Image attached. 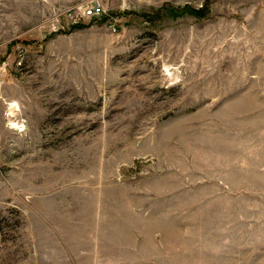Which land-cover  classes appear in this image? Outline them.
I'll return each mask as SVG.
<instances>
[{"label": "rangeland", "instance_id": "obj_1", "mask_svg": "<svg viewBox=\"0 0 264 264\" xmlns=\"http://www.w3.org/2000/svg\"><path fill=\"white\" fill-rule=\"evenodd\" d=\"M263 11L0 0V264H264Z\"/></svg>", "mask_w": 264, "mask_h": 264}, {"label": "built area", "instance_id": "obj_2", "mask_svg": "<svg viewBox=\"0 0 264 264\" xmlns=\"http://www.w3.org/2000/svg\"><path fill=\"white\" fill-rule=\"evenodd\" d=\"M98 12H99V8L98 7L97 8L93 7L91 9L87 10L85 12V15L87 17H91V16H95Z\"/></svg>", "mask_w": 264, "mask_h": 264}, {"label": "crops", "instance_id": "obj_3", "mask_svg": "<svg viewBox=\"0 0 264 264\" xmlns=\"http://www.w3.org/2000/svg\"><path fill=\"white\" fill-rule=\"evenodd\" d=\"M263 14H264V11H263ZM264 16V15H263ZM264 22V21H263ZM263 27H264V23H263Z\"/></svg>", "mask_w": 264, "mask_h": 264}]
</instances>
